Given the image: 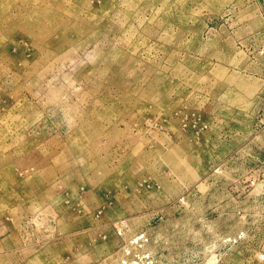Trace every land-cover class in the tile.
<instances>
[{
    "label": "rangeland",
    "instance_id": "rangeland-1",
    "mask_svg": "<svg viewBox=\"0 0 264 264\" xmlns=\"http://www.w3.org/2000/svg\"><path fill=\"white\" fill-rule=\"evenodd\" d=\"M263 168L264 0H0V264H264Z\"/></svg>",
    "mask_w": 264,
    "mask_h": 264
},
{
    "label": "built area",
    "instance_id": "built-area-1",
    "mask_svg": "<svg viewBox=\"0 0 264 264\" xmlns=\"http://www.w3.org/2000/svg\"><path fill=\"white\" fill-rule=\"evenodd\" d=\"M264 169V168H263ZM262 177H263V180H264V170H263V172H262ZM253 182V181H252Z\"/></svg>",
    "mask_w": 264,
    "mask_h": 264
}]
</instances>
